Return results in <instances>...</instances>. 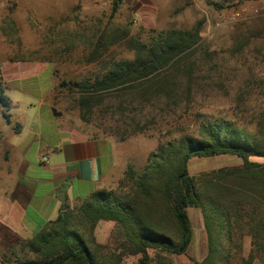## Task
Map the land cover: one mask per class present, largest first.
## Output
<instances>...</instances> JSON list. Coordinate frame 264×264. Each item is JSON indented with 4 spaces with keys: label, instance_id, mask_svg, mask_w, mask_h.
I'll list each match as a JSON object with an SVG mask.
<instances>
[{
    "label": "trees",
    "instance_id": "16d2710c",
    "mask_svg": "<svg viewBox=\"0 0 264 264\" xmlns=\"http://www.w3.org/2000/svg\"><path fill=\"white\" fill-rule=\"evenodd\" d=\"M118 3L112 1L113 12ZM121 38L131 56L104 60L95 77L73 86L81 118L89 121L96 108L110 109L124 123L114 132L121 140L143 131L145 125L136 118L141 108L160 102L183 105L205 78L223 85L214 66L202 73V61L214 52L203 45L199 24L152 30L143 40L125 29H104L91 58H99ZM246 43L237 40L233 50L240 52ZM258 61L264 64V55ZM244 76L245 88L237 91L234 100L239 103L231 117L203 115L194 134L159 145L141 171L127 164L116 187L93 191L72 208L62 195L57 217L30 238L0 223V264H120L122 256L135 254L140 255L135 264H172L162 253L187 251L192 238L188 207L200 209L206 235V254L194 264H264V162L251 158L264 157V77L252 72ZM251 96L254 104L247 106ZM0 104L9 106L1 80ZM2 114L9 122L8 114ZM223 154L235 155L241 163L196 175L188 170L192 157ZM102 220L114 222L121 236L110 252L93 234ZM246 237L250 248L244 256Z\"/></svg>",
    "mask_w": 264,
    "mask_h": 264
},
{
    "label": "rangeland",
    "instance_id": "374dc122",
    "mask_svg": "<svg viewBox=\"0 0 264 264\" xmlns=\"http://www.w3.org/2000/svg\"><path fill=\"white\" fill-rule=\"evenodd\" d=\"M42 1L0 0L4 36L0 44L2 85L4 94L12 102L19 101L17 107L9 104L4 108L0 104V129L10 126L3 111L12 117H19L25 109L26 99L30 108L25 110V114L29 119L40 115L43 119L58 117V124L62 127L72 129L74 126L91 137L112 140L116 147L114 177L104 186L106 189L116 187L127 164L141 171L149 154L159 145L176 140L183 134H194L203 115L219 112L222 116L231 117L236 103H239L234 100L237 91L241 86L245 88V73L264 77L261 71L264 64L258 61L264 55V0H118L115 12L112 11L113 0H76L75 5L73 0H66L63 4L66 10L57 12L58 9L53 6L51 10L55 13L51 17L45 12L46 6ZM197 24L200 25L206 50L214 52L211 58L202 61V73L206 74L208 67L214 66L222 74L223 85L205 78L200 80V89L193 92L183 105L166 107L160 102L141 108L136 118L139 124L145 125L143 131L130 134L124 140L114 134L116 128L123 127L124 123L118 122L117 114L114 115L110 109L107 112L106 107L96 108L89 115V121L81 118L75 101L74 82L95 77L101 63L110 57L131 56L123 44L125 38H121L117 43L108 45L99 58H91L94 45L104 29L110 32L116 27L125 29L130 35L143 40L152 30L190 29ZM9 28H16L17 37L12 40L6 34ZM117 35L119 33L115 32ZM243 39L247 43L240 52H235L233 48L237 40ZM6 57H15L23 63L10 62ZM27 59L30 61L26 62ZM24 63L34 64V73H25L29 68ZM253 99L254 96L249 97L245 104L252 106ZM40 103H43L41 108ZM239 106L237 111L242 108V105ZM44 126L45 129L50 127L46 122ZM27 155L25 158L30 159ZM251 158L264 162V157ZM239 163L241 159L230 154L195 156L189 159L188 170L196 175ZM187 211L192 226L187 251L178 255L162 253L172 264H194L207 251L200 209L188 207ZM93 234L96 242L106 246L105 252L114 249L121 239L112 221H99ZM249 248V238L246 237L242 245L244 256ZM3 251L0 246V254ZM149 253L154 254L152 250ZM139 257V254L124 255L120 264H135Z\"/></svg>",
    "mask_w": 264,
    "mask_h": 264
},
{
    "label": "crops",
    "instance_id": "0c3cea01",
    "mask_svg": "<svg viewBox=\"0 0 264 264\" xmlns=\"http://www.w3.org/2000/svg\"><path fill=\"white\" fill-rule=\"evenodd\" d=\"M42 2L50 17L55 13L51 10L53 6L57 12L66 10V0ZM76 2L73 0L74 5ZM2 29L0 21V44L4 40ZM15 31L16 28H9L6 32L10 40L17 37ZM6 58L23 63L15 57ZM26 67L29 69L25 73H34V64ZM1 78L0 71L2 82ZM7 98L10 105H19V101ZM24 101L25 109L20 116L8 114L10 126L0 129V223L18 236L30 238L45 222L57 217L62 195L73 207L112 182L116 147L110 139L91 137L74 126L62 127L58 117L43 119L40 115L29 119L25 110L30 107ZM42 106L40 103L39 107ZM45 122L50 125L48 129L44 128ZM43 154H47V162L41 161ZM25 155H30V159Z\"/></svg>",
    "mask_w": 264,
    "mask_h": 264
},
{
    "label": "built area",
    "instance_id": "2783aa9c",
    "mask_svg": "<svg viewBox=\"0 0 264 264\" xmlns=\"http://www.w3.org/2000/svg\"><path fill=\"white\" fill-rule=\"evenodd\" d=\"M41 161L47 162V154H43V156L41 157Z\"/></svg>",
    "mask_w": 264,
    "mask_h": 264
}]
</instances>
